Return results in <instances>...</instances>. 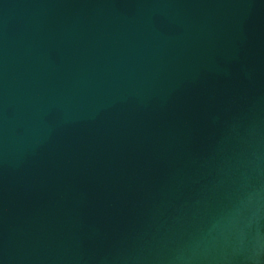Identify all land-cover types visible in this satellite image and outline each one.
<instances>
[{"label": "water", "instance_id": "water-1", "mask_svg": "<svg viewBox=\"0 0 264 264\" xmlns=\"http://www.w3.org/2000/svg\"><path fill=\"white\" fill-rule=\"evenodd\" d=\"M0 264H264V0H0Z\"/></svg>", "mask_w": 264, "mask_h": 264}]
</instances>
